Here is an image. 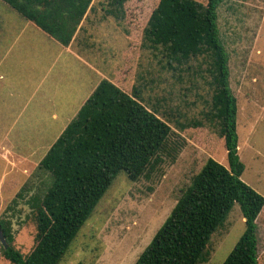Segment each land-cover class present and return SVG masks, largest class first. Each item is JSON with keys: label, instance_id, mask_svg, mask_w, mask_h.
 I'll list each match as a JSON object with an SVG mask.
<instances>
[{"label": "rangeland", "instance_id": "1", "mask_svg": "<svg viewBox=\"0 0 264 264\" xmlns=\"http://www.w3.org/2000/svg\"><path fill=\"white\" fill-rule=\"evenodd\" d=\"M159 1L127 0L125 17L118 20L104 14L107 0H94L83 29L71 43L84 58H60L50 72L53 81L44 86H55L46 95L61 103L56 109L59 122L41 117L38 98L17 122L0 123V219L11 220L14 245L23 254L36 243L35 218L27 200L42 195L50 183L38 164L89 90L103 78L128 93L134 87L141 91L143 103L171 125L174 156L164 155L150 175L135 182L119 172L58 264H133L206 160L213 157L228 166L224 139L202 119L211 107L212 91L202 77L206 73L197 71L200 61L192 60L191 70L174 72L159 50L144 45L143 30ZM217 17L229 56L230 86L237 97L238 155L245 165L241 179L264 196V108L259 111L248 100L264 106V0H222ZM28 59L37 61L42 70L48 53L38 47ZM22 69L31 75L29 63ZM40 96L38 92L34 97ZM197 119L205 121L203 127L180 129V122ZM5 149L26 155L27 161L18 162L15 156L13 166L3 157ZM21 188L23 196L18 197ZM245 228L236 202L224 226L212 234L210 257L201 264H222ZM257 237L258 264H264V207L257 218ZM0 264H12L2 255L1 243Z\"/></svg>", "mask_w": 264, "mask_h": 264}, {"label": "trees", "instance_id": "2", "mask_svg": "<svg viewBox=\"0 0 264 264\" xmlns=\"http://www.w3.org/2000/svg\"><path fill=\"white\" fill-rule=\"evenodd\" d=\"M2 1L65 46L83 29L94 6V0ZM126 1L107 0L104 14L122 20ZM221 1L160 0L143 30L144 45L159 50L169 70L181 73L192 69V60L200 61L197 71L206 73L202 77L212 91L202 119L224 139L228 166L213 157L206 160L133 264L207 262L211 236L224 226L236 202L246 228L222 264H258L257 218L264 196L241 179L245 165L238 155L237 97L217 24ZM202 119L179 127H203ZM172 133L158 110L143 103L138 88L128 93L103 78L38 164L50 183L42 195L27 200L36 224L34 248L23 254L14 245L11 220L0 219L8 243L7 248L1 244L2 255L12 264H58L119 172L135 182L150 175L164 155L174 156Z\"/></svg>", "mask_w": 264, "mask_h": 264}, {"label": "crops", "instance_id": "3", "mask_svg": "<svg viewBox=\"0 0 264 264\" xmlns=\"http://www.w3.org/2000/svg\"><path fill=\"white\" fill-rule=\"evenodd\" d=\"M38 47L41 49L45 47L48 53V60L42 70L39 68L40 64L37 61L29 62L28 59L29 52L36 51ZM63 56L76 58L80 56L81 59L84 58L72 44L68 46L62 45L56 38L50 36L33 21L24 18L7 3L0 0V123L17 122L31 105L37 104L35 101L38 98L41 100L38 104L39 110H42L41 117L51 119L53 122H59L60 113L56 109L60 110L59 104L61 103L58 99L54 100V97L48 98V95H46L55 86L47 85L46 89L44 86L53 81L49 77L50 72ZM28 63L32 76L29 73H24L22 69V65ZM96 86L94 85L89 90L90 92L86 95V99ZM38 92L41 93V96L34 97ZM248 100L249 104L259 107V111L264 108L263 105L257 104L255 100L250 98ZM83 103L80 104L79 109ZM1 147L4 148V145H1ZM15 156L18 157V162L27 161L26 155L17 154L13 150L5 149L3 153V157L13 166L15 163L11 162V160H15ZM24 170H26V167H24Z\"/></svg>", "mask_w": 264, "mask_h": 264}, {"label": "water", "instance_id": "4", "mask_svg": "<svg viewBox=\"0 0 264 264\" xmlns=\"http://www.w3.org/2000/svg\"><path fill=\"white\" fill-rule=\"evenodd\" d=\"M0 243L2 245H4L6 248L8 247V243H7L6 237L4 235V232H3L2 228H1V226H0Z\"/></svg>", "mask_w": 264, "mask_h": 264}]
</instances>
